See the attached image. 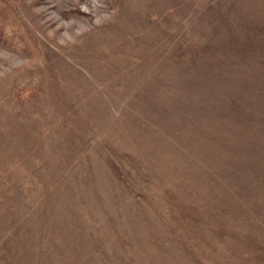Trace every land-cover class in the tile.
<instances>
[{"label": "rangeland", "instance_id": "obj_1", "mask_svg": "<svg viewBox=\"0 0 264 264\" xmlns=\"http://www.w3.org/2000/svg\"><path fill=\"white\" fill-rule=\"evenodd\" d=\"M259 22L264 0H0V264H264V105L221 96L220 56L264 55Z\"/></svg>", "mask_w": 264, "mask_h": 264}, {"label": "trees", "instance_id": "obj_2", "mask_svg": "<svg viewBox=\"0 0 264 264\" xmlns=\"http://www.w3.org/2000/svg\"><path fill=\"white\" fill-rule=\"evenodd\" d=\"M261 1L262 0H260V2ZM260 25L261 23L259 22L257 28L260 31L264 32V26H260ZM250 33L245 34V36L249 35ZM210 46L212 47L211 44ZM260 48H261L260 39H258L256 36H248L247 40L242 43V50H239L237 48L235 50L236 54L227 55L226 53H223L222 55H220L222 71L228 69L229 71H233L234 74L232 75L236 76L234 79H233V76H231V79H230L231 82L224 83V86H225L224 94H222L221 96L225 97L227 95L228 97L229 95L227 94V92H229V90L238 91L239 89H242L241 97L233 96L232 98L234 100H231V101L237 105L236 99L239 100V99L249 98L251 100V104H254L257 106V108H253L252 118H257V111H259L261 115V117L259 118L262 119V114H261V109H260L261 107L259 106L261 104L264 105V55H261ZM207 63L209 64V62ZM210 64H214V62ZM246 70H251L250 76H247L249 80L247 78H244L243 77L244 75L241 73V72H246ZM253 78L255 81L252 80ZM240 82L243 84V87H240L239 89H230L231 87L236 88V86ZM247 83L251 85L252 88L249 87ZM247 87H249V89ZM214 92L217 93L218 95V92L216 90ZM254 113L256 115H254ZM262 136H264V120L260 122V125L258 126L256 125L252 127L251 129L250 136L248 137V140L251 142V145H252V148L250 149L253 150L254 146H256L257 149L259 150L260 148L259 144L261 143L260 141H261ZM255 157L256 158L254 159V161L257 162L258 158L257 156ZM262 159L264 160L263 156H262ZM248 165L249 167H251L249 168L250 173L253 172L254 163L246 161V160L242 162V166L246 167ZM260 174L261 173L257 171L256 177L257 176L260 177L261 176Z\"/></svg>", "mask_w": 264, "mask_h": 264}]
</instances>
